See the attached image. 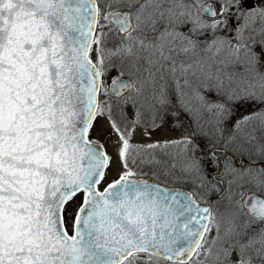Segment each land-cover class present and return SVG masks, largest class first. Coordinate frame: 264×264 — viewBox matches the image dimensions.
<instances>
[{
    "label": "snow or ice",
    "instance_id": "6c2138e0",
    "mask_svg": "<svg viewBox=\"0 0 264 264\" xmlns=\"http://www.w3.org/2000/svg\"><path fill=\"white\" fill-rule=\"evenodd\" d=\"M105 116L121 171L101 191ZM170 122L179 138L132 143ZM252 187L264 0H0V264H264Z\"/></svg>",
    "mask_w": 264,
    "mask_h": 264
},
{
    "label": "rangeland",
    "instance_id": "374dc122",
    "mask_svg": "<svg viewBox=\"0 0 264 264\" xmlns=\"http://www.w3.org/2000/svg\"><path fill=\"white\" fill-rule=\"evenodd\" d=\"M204 1L205 0H202V2H204ZM216 7L218 8L219 5L216 4ZM207 20H209V22H210V19L207 18ZM106 31H107V29H106ZM109 36L113 37L115 39H118V36L115 32L109 33ZM108 46L112 47L113 45L109 44ZM118 74L119 73H118L116 68H112L109 71L108 76L105 80L107 87H108L109 83L112 81V78L117 76ZM124 77H128V76L125 75ZM128 78L130 79V77H128ZM125 111L129 114V117H131V107L128 106L125 109ZM90 137L92 139L98 140L101 144H103L104 149L106 150L108 155L113 157L112 165L109 169H107V177H106L105 181L100 185V190H102L104 187L107 186L108 183L119 178V172L121 171L120 166L118 165L117 160H116V149H117L116 139L117 138L114 134L111 133V129L109 127V122H108L106 116L105 117H99L97 119V121L95 122V128L91 132ZM178 137H179L178 132L175 129H173L172 122H170L167 125V127H165L164 129L153 131L151 134V138L148 137V135L144 132V130L142 128H137V130L133 134L132 143H134V144L152 143V142H155L157 140L163 141L165 139H177ZM203 142L204 141H201V143H203ZM159 155L160 154L157 153V157ZM159 158H160V156H159ZM139 166L144 168V172L141 173L139 171H136L138 176L148 177V178L155 180L157 182L164 183L163 178H161L157 175H153V173L159 172L155 168V164L145 163V164H140ZM134 167L136 168V166H134ZM168 186H180V185H178V184L173 185V184L169 183ZM250 192H255V193L261 195L262 197H264V189L252 187L250 189ZM80 201H81V196H77L72 207H76V205L79 204ZM69 232H71L70 225H69Z\"/></svg>",
    "mask_w": 264,
    "mask_h": 264
},
{
    "label": "flooded vegetation",
    "instance_id": "af4514ba",
    "mask_svg": "<svg viewBox=\"0 0 264 264\" xmlns=\"http://www.w3.org/2000/svg\"><path fill=\"white\" fill-rule=\"evenodd\" d=\"M215 3V1L214 0H205L203 3ZM204 19H206L207 20V17H204ZM208 19H210V18H208ZM186 119H187V117L185 116V115H181L180 117H178L177 119H176V122H184V121H186ZM173 129H175L177 132H178V136L180 137V135H181V130L180 129H177V128H173ZM155 131V130H154ZM153 132V131H152ZM178 137V138H179ZM160 156V155H159ZM159 156L157 157V159L159 158ZM155 168L159 171V169H158V167H157V165H155ZM155 181V180H154ZM155 182H157V181H155ZM157 183H160V182H157ZM169 187H181V185L180 186H169ZM249 193H254V194H256V195H258V196H261V195H259V194H257V193H255V192H249ZM246 194H248V193H246ZM262 197V196H261ZM212 199H215V197L213 196V197H211ZM262 198H264V197H262ZM81 199H82V197H81Z\"/></svg>",
    "mask_w": 264,
    "mask_h": 264
},
{
    "label": "trees",
    "instance_id": "16d2710c",
    "mask_svg": "<svg viewBox=\"0 0 264 264\" xmlns=\"http://www.w3.org/2000/svg\"><path fill=\"white\" fill-rule=\"evenodd\" d=\"M110 38H113V37H110ZM109 44H112V43H109ZM115 62L118 64L119 63V59H115ZM104 99L105 100H109V103H111V104H113V105H115L116 103H118V100H119V98L118 99H109V97L108 96H104ZM139 166V165H138ZM138 166H136V171H139V172H141V173H143L144 172V168H142V167H138Z\"/></svg>",
    "mask_w": 264,
    "mask_h": 264
},
{
    "label": "water",
    "instance_id": "95a60500",
    "mask_svg": "<svg viewBox=\"0 0 264 264\" xmlns=\"http://www.w3.org/2000/svg\"><path fill=\"white\" fill-rule=\"evenodd\" d=\"M210 3V2H209ZM207 18H209V17H207ZM121 79L122 80H128L129 78L128 77H121ZM112 82V81H111ZM111 82L109 83V85H108V88H109V91H110V89H111ZM109 97V96H108ZM113 99H117V98H113ZM137 178H143V179H150V178H148V177H137ZM118 179V178H117ZM152 180V179H151ZM154 181V180H153ZM155 182V181H154ZM249 194H253V195H255V196H257L258 198H262L261 196H258V195H256V194H254V193H248V194H246V195H249Z\"/></svg>",
    "mask_w": 264,
    "mask_h": 264
}]
</instances>
